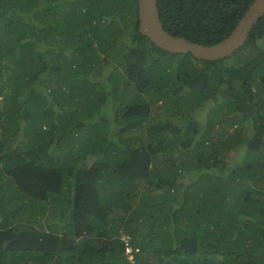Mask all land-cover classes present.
I'll list each match as a JSON object with an SVG mask.
<instances>
[{"label": "trees", "instance_id": "trees-1", "mask_svg": "<svg viewBox=\"0 0 264 264\" xmlns=\"http://www.w3.org/2000/svg\"><path fill=\"white\" fill-rule=\"evenodd\" d=\"M252 1L157 5L210 45ZM0 264H264V15L210 61L136 0H0Z\"/></svg>", "mask_w": 264, "mask_h": 264}, {"label": "water", "instance_id": "water-1", "mask_svg": "<svg viewBox=\"0 0 264 264\" xmlns=\"http://www.w3.org/2000/svg\"><path fill=\"white\" fill-rule=\"evenodd\" d=\"M138 30L154 45L171 53H190L196 59L217 61L230 55L247 39L252 26L264 15V0H253L233 30L217 43L206 45L168 33L160 19L157 0H136Z\"/></svg>", "mask_w": 264, "mask_h": 264}, {"label": "built area", "instance_id": "built-area-1", "mask_svg": "<svg viewBox=\"0 0 264 264\" xmlns=\"http://www.w3.org/2000/svg\"><path fill=\"white\" fill-rule=\"evenodd\" d=\"M127 236H123L122 239L124 240V250L125 254L128 256L129 260H132L134 256V250L132 248V245L130 244L129 240L126 238ZM135 253L137 252V249H135Z\"/></svg>", "mask_w": 264, "mask_h": 264}, {"label": "clouds", "instance_id": "clouds-1", "mask_svg": "<svg viewBox=\"0 0 264 264\" xmlns=\"http://www.w3.org/2000/svg\"><path fill=\"white\" fill-rule=\"evenodd\" d=\"M137 253V252H136ZM135 254V253H134Z\"/></svg>", "mask_w": 264, "mask_h": 264}]
</instances>
